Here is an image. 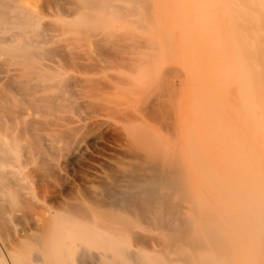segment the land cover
<instances>
[{
	"label": "rangeland",
	"instance_id": "374dc122",
	"mask_svg": "<svg viewBox=\"0 0 264 264\" xmlns=\"http://www.w3.org/2000/svg\"><path fill=\"white\" fill-rule=\"evenodd\" d=\"M31 2L32 68L37 71L43 65L54 66L50 69L44 66L46 69L42 75L45 80L43 78L42 81L41 76L34 81L42 86L49 85L45 92L46 102H53L50 97L54 95L53 99H56L50 105L54 109L53 114H48L51 110L44 107L46 113L41 110L42 116H32L34 120H44L45 128L39 132L49 140L46 141L48 150L44 155L40 153L43 157L40 154L37 157L38 161H44V165H30L32 170L40 168L39 173L44 170L46 177L33 179V202L45 205L54 222H61L64 216L93 231L99 230L94 220L112 226L109 231L99 230L105 238L95 241L88 240V233L78 234V249L84 247L89 252L113 253L106 248L105 242L112 232H116L122 234L121 245L149 258L156 256L155 251L163 249L159 256L168 253L170 258H178L175 264H209L210 258L216 259L210 263L219 264L217 258L221 252L217 247H220V237L223 236L231 251L238 244L240 254L237 255H241L242 249L243 253L251 255L252 259L244 254V260L237 258L236 248L232 251L235 264L241 260L249 264L248 259L253 262L250 264H256L255 257L260 255L257 260L262 264L264 236L259 239V233L264 230V96H261L264 95V86L261 92L258 84L264 75L258 84L255 83L254 69H261L256 55L260 56V51L264 50V46L261 47L264 39L259 42L253 31H249L247 38L243 33L249 27L252 14L254 17L260 14L251 5L257 4L260 12L264 11V0H257L256 4L255 0H97V3L90 4L85 0ZM250 14L251 19L248 20ZM256 49L260 50L259 54ZM263 55L259 57L262 60ZM259 91L263 98L261 103H257L261 100L257 97ZM58 123L65 125L59 126ZM52 128L64 131L58 134L60 137L54 140L56 143H53L52 135L56 136L57 131ZM84 130L87 137L82 142L80 158L62 168L69 136L77 131L71 138L80 137ZM154 159L161 166L177 165L181 178L187 185L190 183L191 197L186 198L182 192L175 191L173 201L184 206V213L191 223V236L195 233L200 234V238L203 236L201 243H206L203 245L206 247L199 244L194 249L184 241L171 242L169 232L152 229L138 218L128 217L133 231L147 238L148 245H152L146 247L148 245L143 240L144 243L141 241L133 246L131 237L121 225H111L90 205V193L101 188L100 177L109 172L107 169H120L127 173L131 166ZM38 171L34 170L37 175ZM139 172L145 173L144 170ZM22 201L6 207L5 232L0 229L1 234L7 235L5 239L0 234V251L5 258L12 243L17 244L15 248L20 256L28 257L32 250V241L14 240L13 233L28 228L30 221L33 222L32 212L25 208L28 202ZM79 204L88 207L92 223L70 212L63 213L72 205L71 209L74 207L75 210ZM17 206L26 210L20 213L21 208ZM205 209L215 211L219 220L215 221V214L212 212L214 218ZM202 210L211 215L209 220L205 218L207 222L201 218L204 211L199 214ZM223 211L229 222L225 220ZM117 214L127 218L125 213L117 211ZM13 220H17L16 223ZM21 220L23 225L19 223ZM200 220L205 222L203 226ZM205 226L206 230L203 229ZM208 230L212 235H207ZM7 231H13L11 236L14 238L10 240ZM253 231L258 232V236ZM243 232H248L247 238ZM252 235L259 245V255L256 242L250 238ZM211 236L215 242L219 240L218 245L214 241L208 242L207 238ZM150 237L158 238L153 241ZM245 240L252 242L249 249L253 245V251L244 248L247 246L246 242L245 246L242 245ZM168 242H171L169 246ZM182 252L190 257L180 258Z\"/></svg>",
	"mask_w": 264,
	"mask_h": 264
},
{
	"label": "bare ground",
	"instance_id": "6f19581e",
	"mask_svg": "<svg viewBox=\"0 0 264 264\" xmlns=\"http://www.w3.org/2000/svg\"><path fill=\"white\" fill-rule=\"evenodd\" d=\"M256 1L257 0H255V3L254 2L253 3L256 4ZM85 2L87 4L88 3L90 4L93 2L97 3V0L96 1L85 0ZM261 2H262V0H261ZM251 6L250 7L253 8L254 11L256 10L260 14H259V16L254 17V14H252V12H251V14L253 15L252 20H253L254 24L251 22L252 20H249V19H251L250 18L251 14H250L248 20L251 23V25H253V27L249 23V27L250 28L252 27L251 28L252 30H249V27L247 26L245 32L243 31L244 32L243 37L246 36V38H247V36L250 34L249 31L250 32L253 31L254 32V33L252 32V34H254L253 36L256 37L255 39H257V40L259 39L258 41L260 42L262 39H264V23H263L264 20H260V22H259V19H261V18L264 19V15H263L264 11L260 12V10H259L260 6H257V4H256V6H254V5H251ZM31 7H32L31 0H0V229L4 230V232H5L4 226H6L5 223L7 221L5 219V217H7L5 215V213L7 211L6 207L9 206V204H11V205L17 204V203H20L22 200H26L28 202V204L26 205V207L23 205L22 206L25 207L26 209L29 208L30 211L32 212V217H33V219H32L33 222L30 221V225L28 226V228L25 227L26 229H23V230L18 229L19 231L15 232V233H13V231H12V233L15 237V239H14L15 242L20 241L22 239L32 241V250H31L30 254L28 255V257H23V256H20V254H18V252L16 251V248H15L17 246V244H13L11 242L12 246L9 247V246H7V241L3 239L4 241H6L5 242L6 246L9 248H7V252H8V256L6 255L7 258H5L3 253L0 251V264H101V261H103V264H175V261L178 260V258H175V259L170 258L168 256V253L163 254L164 256H162V257L159 256L160 254H162L163 249H161L162 251L161 250L155 251L156 256H152L149 258V257H146L145 255H142L141 253L137 252L136 250H132V249H129V248L121 245L120 239L122 238V234L116 233V232H112V236L110 238H108L105 242V244H106L105 246H107L106 248L112 250L113 253H111V254L93 253V251L89 252L84 247H81L80 249H78L79 245H80V243L78 242V234L88 233L89 234L88 240L95 241L98 239L105 238L104 234H102L99 230H102V231L108 230L109 231V230L113 229V227L108 225V224L102 225L98 222V220H96V221L94 220V223H95L94 225L96 227H98L99 230L93 231L91 228H88V227L86 229L84 226L80 225L75 220L65 219L66 217L62 216L61 214L60 215L62 216V221L61 222L60 221L54 222L53 220H51L52 214H49V211L47 210L48 208L46 207L47 208L46 209L44 207L45 205L44 206L37 205L36 203L33 202L32 199L34 197L31 193V187L33 185V179L37 176V178L39 180H42L44 178V175H43L44 170L41 173H39L41 171V169L35 167L34 170H36V171H38V169H40V171H38L39 174L37 175V172H34V170L31 169L30 165L35 164V166L39 165L40 167L42 165H44V161L43 160H40L41 162L38 161L37 157L39 156L40 153L43 154L46 151V149L48 150V145H46V141H49V140H46V138L43 136V134H41L39 132L40 130H43L45 128L44 123H43L44 120H43V122H41V120H39L41 122V123H39L38 119H35V120H37V121H35L32 116L35 114L41 115V113H42V112H40L41 110H43V112L46 113L45 110L48 108L51 110V112L48 111L47 113L53 114L52 112H54L53 111L54 109H53V107L51 109L50 105H51V103H55L56 99L55 98H54L55 100L53 99V97L55 96L54 95L53 97H50V100H52L53 102H51V101L46 102L48 100V97L45 99V95H46L45 92L48 89L47 86H49V85L47 84V86H42V85H40L39 82H36V80L34 81V79L41 78V76H42V78H41L42 81H44L45 76L42 75L44 72V68L46 67L47 69H50V66H52V65H49V66L43 65L42 67H39L37 71H34L32 68L33 13H32ZM261 16H263V17H261ZM245 17L247 18V16H245ZM253 36L250 35V37L254 38ZM257 40H256V42H258ZM261 42L264 43V40ZM261 45H262L261 47L263 48L264 44H261ZM253 47H254V45H253ZM255 48H258V47L255 46ZM257 50L258 49H256V51ZM253 51H254V49H253ZM259 51L260 50H258V54H259ZM262 51L264 53V50H262ZM262 51H260V56L256 55V59H258L260 61L261 69H263L262 67H264L263 66L264 62L262 63V61H264V60H262L263 58H259L263 54V53H261ZM253 53L255 55V52H253ZM263 57H264V55H263ZM53 62H55V61H53ZM54 64L56 65L57 63L55 62ZM255 64H258V63L255 61ZM52 67H54V66H52ZM261 69H259L258 71L256 69H254V71H255L254 74L255 75L257 74L256 75L257 78L254 75L255 81L257 80L255 83H257L260 79H262L264 77L263 76L264 71H261ZM259 71H261V72H259ZM45 75H46V77H49V75L48 76H47V74H45ZM258 75H260L261 77L259 76L260 78H258ZM43 78H44V80H43ZM263 79L260 80L262 83L261 82H259V84L257 83L259 85V88H258L259 90H261V87L264 86ZM53 83H56V81ZM260 83L262 85H260ZM51 86H54V84ZM89 86H91V85H89ZM70 87H71V85H70ZM94 87H93V89H95ZM254 89H256V88H254ZM262 90L264 92V87L262 88ZM262 90H261V92H262ZM261 92L260 91L258 92L259 94L257 97L261 98V100H260V102H257V103L263 102L262 101L263 98L259 96ZM261 96H264V95L261 94ZM58 98L60 99L61 97H58ZM62 100H63V98H62ZM43 103L45 105L46 104H49V105L43 106ZM56 104H58V103H56ZM44 107H45V110H44ZM261 107H262V105H261ZM262 108L264 110V107H262ZM55 109H57V108H55ZM61 112H63V111H61ZM53 117H54V115H53ZM59 118L63 119L64 116L63 117L61 116ZM256 118H257V116H256ZM259 119L260 118L258 117V120ZM47 120L49 121L50 119H47ZM54 120H56V119H54ZM51 123H48V125H50ZM53 124H56V122H54ZM58 124H59V126L65 125L63 123L62 124L58 123ZM56 126H58V125L56 124ZM76 127H73V128H76ZM259 127H261V126H259ZM47 128H46V130H47ZM80 129H81V127H80ZM52 130L57 131L56 132L57 137L55 135H52L53 136L52 137L53 143H56L55 141H57V138L60 137L58 134L60 132L64 133V131L58 132V129H53V128H52ZM73 130H75V129H73ZM65 132H68V131H65ZM74 132H75V134L78 133L77 131H74ZM75 134L73 133L74 136H75ZM73 135L71 134L69 136L70 138L68 139L67 147L65 149L63 148L65 150V153H64L63 159L61 161L62 162L61 163L62 168H64L65 166H68L69 164H71L72 162L77 160L78 157L80 158V154H81L82 149H83L82 142L85 141V139L87 137V132L84 130L82 132V134L79 135L80 137L71 138V136H73ZM66 141H67V139H66ZM53 147L56 148L55 146H53ZM54 148H52L51 150H53ZM57 150L59 151V149H57ZM40 156H42V155L40 154ZM42 157H41V159H43ZM48 169H49V167H48ZM140 170H144L145 173H143V174L140 173L139 172ZM107 171H109V172H106L104 174V176L100 177L101 178V180H100L101 181L100 182L101 188L97 191H91L90 190L91 191L90 194L92 195V198L90 199L89 203L92 207H94L96 209V211L99 214H101L102 216L105 217V219L108 221V223H110V224L115 223V224L121 225L123 227V230L131 237V239L133 241V243H132L133 246L139 245L141 241L143 242V240H144V242L146 241L145 244L148 245V241L146 240L147 238L144 239L143 236L140 235V233L133 231L132 222L130 220H128V217L138 218L141 221V223L148 224L152 229H162V230L169 232L171 234V236H170L171 242L184 241L186 243V245H189L190 247L193 246L194 249H195V246L199 247L198 245L202 244L201 242L203 240L202 239L203 236L200 238V234L198 235L196 233L191 236V229H192L191 223L189 222L187 216L184 213V210H183L184 206L179 204L180 202L177 203V202L173 201V193L175 191L182 192L186 198H190L192 195L191 191L189 190V186H188L190 183H188V185H187L186 181L181 178L180 172H179L180 170H179V167H177V165L173 164V165H169V166H161L160 163L154 159L152 161L145 160L141 163V165L138 164V166H135V167L131 166V170L127 173L124 172L123 170H120V169H116L114 171H112L111 169L110 170L107 169ZM59 176H60V174H59ZM184 176H185V174H184ZM59 178H62V177H59ZM168 190H170V191H168ZM41 194H42V191H41L40 195ZM86 194H85V196H86ZM39 196H38V199L42 200V198ZM207 196H209V195L207 194ZM207 198L209 199V197H207ZM86 199H88V198H86ZM231 202H232V200H231ZM23 204L25 205V202ZM244 205H246V203ZM22 206H19V207L17 206V208H21ZM214 206L217 209H221V208H218V206H216V205H214ZM71 207H70V210H64L63 209L65 211L63 213L70 212L75 217H78L84 221L86 220V221H89L91 223L93 222L92 221L93 217H91L92 215H91V212L88 209V207L81 205V204L77 205L75 207V210H74V207H73V210L71 209ZM262 207H264V206H262ZM25 208H24V210H26ZM21 210L24 211L23 208L20 209V213H23ZM205 210H202L201 213H199V214H202V212L204 211L203 213H205L207 216L208 212L206 213V211H209V213L213 212V211L210 212L209 209H207L206 211ZM255 210H258V209H255ZM117 211L125 213L127 215V218L122 217L119 214H117ZM220 211H222V210H220ZM198 212H199V210H198ZM9 213H10V211H9ZM46 213H48V215ZM213 213L215 214V211ZM213 213H212V216L214 217ZM25 214L27 217L29 213L27 214V211H26ZM25 214H23V215H25ZM205 214L201 215V218L204 219V221H206L211 216V215L209 216V214H208V217H205ZM222 214H223V216H225V220H227L226 219V213H224V211H223ZM215 217H214L215 221H216V219L219 220V218H217L216 214H215ZM205 218H207V219L205 220ZM16 219L19 220L18 217H16ZM247 219H248V216H247ZM234 220H236V219H234ZM248 220H251V219H248ZM16 221H14V222L16 223ZM22 221L23 220H21L20 222L18 221V222L21 224ZM200 221L203 223L202 224V226H203L205 224V222L202 220H200ZM215 221H214V223H217ZM23 222H22V225H23ZM210 222H212V221L210 220ZM235 225H236V223H235ZM249 226H250V224H249ZM10 227L11 226H9V228ZM246 228H248V227H246ZM11 229H13V228L11 227ZM201 229H202V227H201ZM203 229L206 230V226ZM248 229H250V228H248ZM255 229H253V230H255ZM209 230H208V232H206V231L205 232L207 233V235H212V234H210L211 232ZM262 231H264V230L261 229V232ZM251 232L252 231H250L249 233L243 232V234L246 236V234L248 233V236H250ZM255 232L256 231H253V234ZM258 232H256L254 235L258 236L257 235ZM12 233L8 232V234H10V236H9L10 240H11V238H14L13 236H11ZM260 233H259V239L262 240L264 233L262 232V235ZM0 234H1V232H0ZM207 235H205V237ZM254 235H252L250 238L253 239ZM1 236L4 237L5 239H7L6 233H5V235H3V233H2ZM241 236H242V234H241ZM260 236H262V237L260 238ZM146 237H148V236H146ZM211 237L212 238H209V239L207 238L208 242H210V243L214 241L213 236H211ZM150 238L153 241H154V239L156 241V238H158V237H150ZM246 238H247V236H246ZM243 240H244V238H243ZM218 241H216V242L214 241V242L217 243ZM249 241H251V240H249ZM253 241L256 242V249L258 251V247H257L258 243L254 239H253ZM219 242H220V247H217L220 249L219 252H221V255H219V257L217 258V260L220 261L219 264H235L236 258L234 257V255L235 254L237 255V253L240 254V250L238 249V244H236L237 245L236 248L238 249L236 251H238V252H234L236 248L232 247V249H234V251L233 250L232 251L235 253L233 255V252L231 251V249L228 245V241L226 239H224L223 236L220 237ZM245 242H246V240L244 241V244H242V245L245 246ZM149 243H150V240H149ZM170 243L168 242V246ZM242 243H243V241H242ZM249 243L250 242H246L247 246H245L244 248L248 249V251L250 249H252V251H253L254 250L252 248L253 245L249 249L252 242L250 244ZM218 244L219 243H217V245ZM240 244H241V241H240ZM203 245H206V243H203L201 245L202 248L206 247ZM230 245H231V243H230ZM242 245H240V246H242ZM151 246L152 245L149 244L146 247H151ZM214 246H216V245H213V247ZM171 250L172 249H170V251ZM259 250H260V247H259ZM248 251H246V252L248 253ZM182 253L183 254H180V258H183V257L189 258L190 257V256H187V253H184V252H182ZM256 253H257V255H259L258 253H260V251H258ZM243 254L246 255V258L248 256L249 257L251 256V255H249L250 253H248V255L245 254V252L243 253V249H242L241 255L240 256L237 255L239 257H237V256L236 257L240 258L243 256L245 258V256ZM255 254H253V255H255ZM181 256H183V257H181ZM260 256L255 257V259L257 261L256 264H259L257 258ZM244 258H243V260H244ZM255 259H254V261H255ZM214 260H216V259L210 258L209 264H212ZM243 260H241V261L239 260L240 262H242L241 264H243V263L247 264V262H243ZM250 261L252 262V260L248 259L249 264H250ZM210 262H212V263H210ZM240 262H239V264H240ZM263 262H264V260L262 261V264H263Z\"/></svg>",
	"mask_w": 264,
	"mask_h": 264
}]
</instances>
